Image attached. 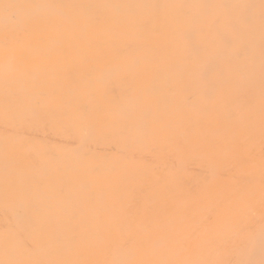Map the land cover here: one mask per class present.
Masks as SVG:
<instances>
[{
  "label": "rangeland",
  "instance_id": "obj_1",
  "mask_svg": "<svg viewBox=\"0 0 264 264\" xmlns=\"http://www.w3.org/2000/svg\"><path fill=\"white\" fill-rule=\"evenodd\" d=\"M75 13L90 16L87 56L94 59L96 45L102 42L104 62L95 65L87 76L82 64L60 61L64 52L69 57L73 54V37L64 19ZM5 16L11 19L5 21ZM57 37L67 39L62 49L55 45ZM81 37L75 36L78 43ZM4 62L14 63L11 71H5L12 87L0 92L11 100L3 113L15 118L7 125L6 136H11V142L17 133L27 135L24 143L16 147L13 142L16 146L9 147L10 156L25 160L21 165H11L9 170L19 174L24 186L36 182L28 176L29 167L43 164L38 152L46 141L43 135H50L45 138L57 147L69 141L57 131L55 121L70 126V115L80 98L73 99L70 105L61 101L69 99L70 91L86 94L89 89L87 97L81 98L99 105L103 114L86 150L93 162V167L83 174L95 186L89 192L91 202L97 207L104 203L113 212L120 210V199L128 198L126 188L132 186L137 175L130 165L135 154L146 153L147 147L157 141L154 145L159 151L168 154L154 158L151 166L141 162L137 172L166 170L173 156L170 153L179 150L181 144H191L189 155L208 160L217 172L205 181L202 191L175 204L184 218H178L171 207L173 198L162 203V212H169L157 231H172V223L178 218L182 237L177 259L175 245L169 244L170 260H176L175 264H264V0H0V64ZM52 63L59 65L53 68ZM25 71L28 75L22 79ZM21 88L26 93L19 106L12 102L11 90ZM34 105L38 106L36 112L30 110ZM126 109H130L128 114ZM25 115L28 120L24 123L21 117ZM88 116L91 117L87 113ZM128 122L137 125L135 134L126 129L116 134L119 140L107 125L101 130L105 123L124 126ZM77 135L82 140L81 133ZM119 145L128 156L119 154ZM210 145L217 147L215 151L209 149ZM235 146L240 149L242 163L231 170V176L224 175L223 170L229 167L223 161L228 153L235 152ZM121 157L127 163L121 164ZM105 165L115 167L114 178L109 183H98L93 168ZM83 167L79 164L75 171L84 172ZM68 171L64 166L66 177L58 180L75 182ZM170 181L158 185L164 187ZM155 186L145 193L143 202L154 197ZM25 191L2 184L0 214L3 234H20L27 241L23 243L25 247H30L38 244L31 232L45 229L48 223L35 219L23 230L15 228L7 207L11 204L10 209L19 211L23 197L31 196ZM89 196L81 195L86 203ZM14 198L17 205H12ZM22 210L32 209L28 205ZM192 216L196 220L189 218ZM79 218L92 223L94 230L100 229L101 223L94 221L91 209L80 210ZM116 220L115 214H108L101 221L113 224ZM137 231H142V238L148 241L149 230L136 225L130 232ZM7 246V254L0 247V264L64 263L59 254L61 244L54 245L51 257L30 254L24 248L16 257L11 249L17 245ZM145 260L136 257L128 263L146 264ZM113 262L106 257L87 259V264Z\"/></svg>",
  "mask_w": 264,
  "mask_h": 264
},
{
  "label": "bare ground",
  "instance_id": "obj_2",
  "mask_svg": "<svg viewBox=\"0 0 264 264\" xmlns=\"http://www.w3.org/2000/svg\"><path fill=\"white\" fill-rule=\"evenodd\" d=\"M89 18V15L80 17L76 13L65 17L64 21H67L70 27L68 32L73 37L71 45L73 54L69 57L64 52V55L60 57V61L66 64H82L85 68V76H87V72L90 73L95 65L104 62L101 41L96 45L98 52L95 58L91 59L87 56V35H89V31L87 32V21ZM3 19L9 21L11 18L5 16ZM79 34L82 36V42L80 43H78L75 38V36ZM64 40L67 39L57 37L55 40L56 47L62 49L61 45L65 43ZM13 65V62H4L0 64V69L2 70V72H0V92L2 89H11L12 87L9 78L6 77L8 75L5 71H11ZM58 65V63H52L50 67L56 68ZM21 74L22 79H24L25 76L28 75V72L25 71ZM18 82L21 83V79H19ZM74 82L79 84V80ZM93 83L96 87L94 81ZM88 92L89 89L86 94L80 90L70 91L68 96L69 99H63L61 101L62 104L70 105L73 99L80 98V101L76 103V111H73L70 115V126L64 127L59 125L61 124L60 121H55L59 126L57 131H60V135L62 133L66 135L69 141L65 144L63 142V144H61L63 146L57 147L48 142V138H45L50 135L42 136L46 141H44L41 148L37 147L39 148V155L44 161L40 167H29L28 176L36 180L34 184L29 186L23 185L24 183L18 178V173L9 170V167L16 164V162L21 165L25 161L21 157L10 156L8 154L9 147L14 144L13 142L17 143V146L14 145L18 147L27 140V135L17 133L13 137L15 138L14 141L11 142L8 139V137L11 136H6L9 132L7 125L13 122L15 118L3 113V109L11 105V100L5 95L0 94V186L7 183L8 185L12 184L16 190L22 189L26 192V189L31 195L29 198L23 197V200L20 202L21 208L19 211L18 209H10L13 207H11L10 204L7 207L9 209L8 215L16 223L15 228L18 231H20L19 229L23 230L24 227L29 226V223L35 219H40L43 223H48L47 225L51 223L48 229H46V225L44 226L45 229H39L35 231V233L31 232L30 235H35L38 244L25 247L23 243L27 241L22 239L23 237H19L20 234H3V215L0 214V247L4 250L3 254L9 252L8 244H16L17 246L11 249L12 255L16 257L20 249L23 248L30 254L51 257L54 245L61 244L62 249L59 254H61L64 259L63 264H87V259L94 256L112 258L114 261L112 264H130L128 261L136 257L147 258V260L144 261L146 264H175L176 260H170L171 245L169 244L172 242L175 245L174 254L177 259L178 256L181 255L180 244L182 241L181 232L178 230L180 227L178 218H184V213L179 212L175 204L178 206L183 197L197 190H201L205 185V181L209 180V178L217 172L216 169L204 158H192L188 153L189 149L192 148L191 144H181L178 146L181 152L176 149L170 153V155L173 156L170 158V166L168 169H154L153 172L138 173L137 169L141 162H145L151 166V161H153L154 158L158 159L168 154V151H159L160 149L154 145L158 143L155 141V143L147 147L146 153L141 152L135 154L133 157V162L130 163L131 170L136 171L137 175L134 178L132 186L126 188L127 194H130L128 198L120 199L121 209L113 212L112 209L104 203L97 207L94 201L93 203L91 202L89 196L91 188L95 186L92 182L87 181V178L83 174L87 173V169L90 170V168L93 167V162L88 159V152L86 154V150L87 147L89 148L88 144L90 140L92 141L91 138L94 132L99 129V123L103 121V114H101L102 111H100L101 107H99V105L88 103L87 98H81L83 95H85L83 97H87ZM11 93L14 96L12 97V102L21 106L23 101L22 97L25 95L26 89L21 88L18 91L12 89ZM23 107L25 106L23 105ZM37 109L38 106L34 105L30 110L36 112ZM129 110L130 109H126L125 113L128 114L130 112ZM87 113L90 114L91 117H87ZM21 120L25 123L28 120V116H22ZM52 123L54 122L51 121L50 124ZM106 125L115 132V135L125 132L126 129L135 134L137 126L130 122L124 126H112L105 123V126L101 128V130H104ZM46 129L47 131L50 130L48 128ZM77 132L81 133L82 140L78 138ZM104 135L105 134H102V137ZM118 137L119 135H116L117 140H119ZM119 148L120 155L125 157L128 156V152L123 146L119 145ZM216 148L217 147L214 145H210L209 147V149L214 151ZM233 149L235 152L232 155L228 153L225 158L226 160L223 161V164L229 167V169L223 170L224 175L231 176V170L242 163L238 153L240 149L237 146H235V148L233 147ZM259 155L261 156V153ZM120 162L121 164L127 163L122 157ZM79 164L84 166V172L81 171L80 173V170L75 171ZM130 165L126 164L125 167L130 168ZM64 166L69 169L67 174H72L74 176L75 182L67 183L58 180L59 177H66V175L63 174ZM113 168L115 167L109 165H105L103 168L99 167L98 169L93 168L97 182L109 183V180H113ZM122 172L123 171L120 170L121 174ZM182 172L183 174H181ZM42 177L45 180L40 179ZM169 179L171 180L170 183H167L164 187H159L160 185L158 184L161 182L166 183ZM153 185L157 187L153 189L154 197H149L146 202H143L145 193L152 191L149 188ZM244 186H247V183H245L243 187ZM228 190L229 188L226 189L225 192ZM81 195L89 196L87 203ZM0 196H2V194H0ZM169 198L174 199V206L170 204L169 206L175 209L178 213V218H175L172 223V231L161 234L157 231V226L167 218L169 212V209L162 212L161 207L162 203ZM53 200H55L54 203L52 202ZM13 204H18L17 199L14 198L12 200V205ZM28 205L33 211L26 212L22 210ZM52 206H58V209L52 210ZM90 209L93 211L94 221L96 223H101L99 230H94L92 223L89 221H81L79 218L80 210L88 211ZM69 211H71L70 215L68 214ZM141 211L142 219H140ZM108 214L116 215L117 220L113 224H109L107 221H101L105 218V215ZM120 217L121 221H119ZM189 218L196 220V217L193 216ZM136 225L139 229L145 228L150 231V238L148 241L142 238V231H137L135 233L130 232ZM21 233L25 234L26 232ZM50 234L52 238H49ZM95 243L97 244V248H94ZM4 246L7 248L4 249ZM39 264H42V262ZM139 264H142V262Z\"/></svg>",
  "mask_w": 264,
  "mask_h": 264
}]
</instances>
